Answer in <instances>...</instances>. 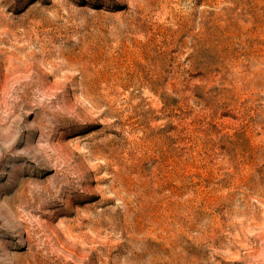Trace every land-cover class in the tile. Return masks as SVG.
Returning <instances> with one entry per match:
<instances>
[{
	"label": "rangeland",
	"instance_id": "374dc122",
	"mask_svg": "<svg viewBox=\"0 0 264 264\" xmlns=\"http://www.w3.org/2000/svg\"><path fill=\"white\" fill-rule=\"evenodd\" d=\"M0 264H264V0H0Z\"/></svg>",
	"mask_w": 264,
	"mask_h": 264
}]
</instances>
